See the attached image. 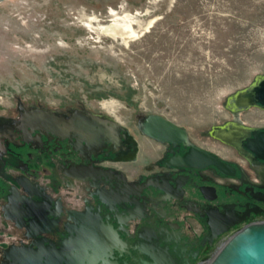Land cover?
I'll return each instance as SVG.
<instances>
[{"label":"flooded vegetation","instance_id":"flooded-vegetation-1","mask_svg":"<svg viewBox=\"0 0 264 264\" xmlns=\"http://www.w3.org/2000/svg\"><path fill=\"white\" fill-rule=\"evenodd\" d=\"M249 109L257 110L250 122L240 116ZM229 111L233 118L216 126L264 130V108ZM88 112L123 129L92 145L63 127ZM147 114L125 124L84 105L21 101L0 112V261L8 245L58 246L81 226H102L116 233L109 258L117 264H207L232 232L264 222V159L245 140L226 143L211 129L203 138L212 149L184 127L186 141L160 142L139 127ZM192 145L218 156L227 172L182 163L197 156Z\"/></svg>","mask_w":264,"mask_h":264},{"label":"rangeland","instance_id":"rangeland-1","mask_svg":"<svg viewBox=\"0 0 264 264\" xmlns=\"http://www.w3.org/2000/svg\"><path fill=\"white\" fill-rule=\"evenodd\" d=\"M117 17L133 23L127 42L100 29ZM258 75L264 0H0V112L84 105L125 124L157 113L217 149L203 136Z\"/></svg>","mask_w":264,"mask_h":264},{"label":"water","instance_id":"water-1","mask_svg":"<svg viewBox=\"0 0 264 264\" xmlns=\"http://www.w3.org/2000/svg\"><path fill=\"white\" fill-rule=\"evenodd\" d=\"M225 105L234 111L250 106L264 108V75L256 76L247 87L228 96ZM37 111L42 116L54 119L53 115ZM63 127L82 138L86 137V141L92 145L109 141L117 130L123 129L111 117L100 119L89 112L75 115ZM139 127L144 134L160 142L175 144L187 140L184 127L157 113H148L145 123ZM211 134L226 143L245 140L246 147L264 159V130L237 128L227 124L214 126ZM190 151L197 156L186 154L182 157V163L191 165L192 160H197L198 165L213 164L227 172V165L212 152L193 145ZM117 242L116 233L111 228L81 226L58 246L45 245L42 241L37 242L35 247L8 245L2 249L3 260L0 264H117L109 258ZM207 264H264V222L249 224L232 232Z\"/></svg>","mask_w":264,"mask_h":264},{"label":"bare ground","instance_id":"bare-ground-1","mask_svg":"<svg viewBox=\"0 0 264 264\" xmlns=\"http://www.w3.org/2000/svg\"><path fill=\"white\" fill-rule=\"evenodd\" d=\"M100 29L102 33L119 39L122 38L126 42L136 34L133 23L126 18L123 19L120 17L114 18L106 24H102Z\"/></svg>","mask_w":264,"mask_h":264}]
</instances>
